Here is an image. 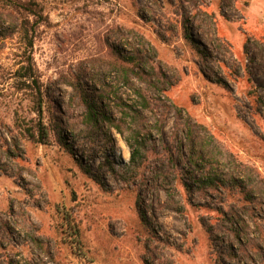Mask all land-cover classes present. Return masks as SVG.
I'll list each match as a JSON object with an SVG mask.
<instances>
[{
    "label": "rangeland",
    "instance_id": "374dc122",
    "mask_svg": "<svg viewBox=\"0 0 264 264\" xmlns=\"http://www.w3.org/2000/svg\"><path fill=\"white\" fill-rule=\"evenodd\" d=\"M38 1L40 117L0 0V264H264V0Z\"/></svg>",
    "mask_w": 264,
    "mask_h": 264
},
{
    "label": "trees",
    "instance_id": "16d2710c",
    "mask_svg": "<svg viewBox=\"0 0 264 264\" xmlns=\"http://www.w3.org/2000/svg\"><path fill=\"white\" fill-rule=\"evenodd\" d=\"M8 4L12 5L22 17L20 24V33L22 34L23 40L26 43L25 50L22 53V58L19 61V66L14 72V77L19 82V88L27 90L31 93L36 110L39 117L42 115V90L41 81L38 73V68L33 56V45L36 37V28L40 25L43 20V9L41 3L38 0H7ZM32 18V21L30 20ZM42 19V20H40ZM128 63L123 64L121 70L128 75L131 68H141V61L137 58V55L131 57H124ZM143 106L151 108L150 104L144 99ZM94 111V110H92ZM27 136L33 139H37L43 143L48 141V129L46 125L39 118L37 122L31 127L26 129ZM134 158V154L132 155ZM114 172V169H112ZM141 217L145 218V213L141 212ZM78 231V230H77ZM76 231V232H77Z\"/></svg>",
    "mask_w": 264,
    "mask_h": 264
}]
</instances>
